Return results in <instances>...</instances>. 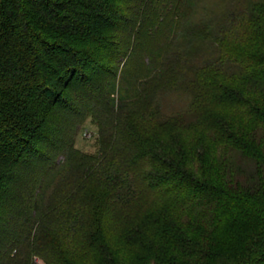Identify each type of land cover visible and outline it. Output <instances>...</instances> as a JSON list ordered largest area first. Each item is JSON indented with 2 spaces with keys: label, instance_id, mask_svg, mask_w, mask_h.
Returning a JSON list of instances; mask_svg holds the SVG:
<instances>
[{
  "label": "trees",
  "instance_id": "16d2710c",
  "mask_svg": "<svg viewBox=\"0 0 264 264\" xmlns=\"http://www.w3.org/2000/svg\"><path fill=\"white\" fill-rule=\"evenodd\" d=\"M36 257L264 264V0H0V264Z\"/></svg>",
  "mask_w": 264,
  "mask_h": 264
},
{
  "label": "rangeland",
  "instance_id": "374dc122",
  "mask_svg": "<svg viewBox=\"0 0 264 264\" xmlns=\"http://www.w3.org/2000/svg\"><path fill=\"white\" fill-rule=\"evenodd\" d=\"M190 36V35H189ZM191 37V36H190ZM179 48L176 46H172L171 47V55L175 57V53H177L176 50H178ZM180 54H179V57L178 59L180 58ZM176 58V57H175ZM180 63H183L182 61ZM184 64V63H183ZM176 64H174L175 66ZM176 67V66H175ZM180 68V66L178 65V69ZM177 71V69H176ZM179 76V79L182 77L183 79L181 80H177L176 81V84L178 86H181L182 90L181 92L183 91V89H185L183 91V94L185 96V98L181 99L179 101V97L176 96L178 95L176 92L173 93V94H170L168 96H166V98L163 99V109H164V113L167 114L166 112H169V111H176L174 114H178L182 120V122H184L185 124H181L182 127L186 126V123H191L195 117L191 114V112L188 111V108H189V103L191 101L190 99V92H188L186 90V86H187V83H186V77L185 75L182 73V75H180V73L177 75ZM181 76V77H180ZM188 97V98H187ZM173 114V115H174ZM97 137H98V127L92 123L91 119H89L85 126L81 129V132L79 133L78 135V138H77V143H76V146L86 152V153H91V154H95L99 151V145H98V142H97ZM149 202V200H145V205H147ZM38 263L40 264H43V260L36 257L35 259Z\"/></svg>",
  "mask_w": 264,
  "mask_h": 264
}]
</instances>
